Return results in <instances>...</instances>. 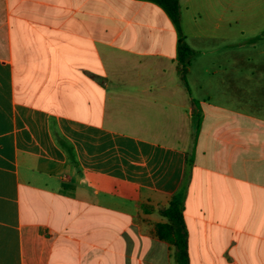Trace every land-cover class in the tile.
<instances>
[{
  "label": "crops",
  "instance_id": "crops-1",
  "mask_svg": "<svg viewBox=\"0 0 264 264\" xmlns=\"http://www.w3.org/2000/svg\"><path fill=\"white\" fill-rule=\"evenodd\" d=\"M235 1L179 25L264 11ZM182 37L148 0H0V264H175L173 198L189 264H264V117L183 82Z\"/></svg>",
  "mask_w": 264,
  "mask_h": 264
},
{
  "label": "rangeland",
  "instance_id": "rangeland-1",
  "mask_svg": "<svg viewBox=\"0 0 264 264\" xmlns=\"http://www.w3.org/2000/svg\"><path fill=\"white\" fill-rule=\"evenodd\" d=\"M220 8L216 3L215 10L182 12L179 31L184 42L195 49L190 84L193 89L202 87L199 94L206 102L219 105L229 85L233 90L246 88L247 114L264 117V11L248 14L243 20L238 9L224 12ZM206 68L210 75L202 73ZM207 112L214 113L209 108ZM223 116L217 112L216 118L222 120Z\"/></svg>",
  "mask_w": 264,
  "mask_h": 264
},
{
  "label": "trees",
  "instance_id": "trees-1",
  "mask_svg": "<svg viewBox=\"0 0 264 264\" xmlns=\"http://www.w3.org/2000/svg\"><path fill=\"white\" fill-rule=\"evenodd\" d=\"M161 6L179 31V6L177 0H148ZM193 51L179 38L177 69L180 78L186 82L188 67ZM159 213L167 219V223L158 226L163 232V238L173 248L175 264H189L187 251V232L183 222L182 205L173 198L166 209H159Z\"/></svg>",
  "mask_w": 264,
  "mask_h": 264
}]
</instances>
